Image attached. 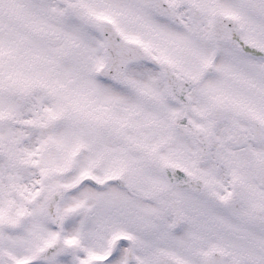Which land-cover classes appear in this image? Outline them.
I'll use <instances>...</instances> for the list:
<instances>
[{
    "label": "snow or ice",
    "instance_id": "6c2138e0",
    "mask_svg": "<svg viewBox=\"0 0 264 264\" xmlns=\"http://www.w3.org/2000/svg\"><path fill=\"white\" fill-rule=\"evenodd\" d=\"M0 264H264V0H0Z\"/></svg>",
    "mask_w": 264,
    "mask_h": 264
}]
</instances>
